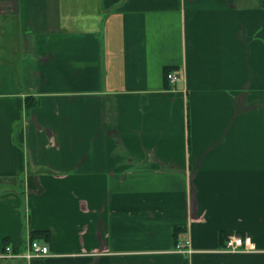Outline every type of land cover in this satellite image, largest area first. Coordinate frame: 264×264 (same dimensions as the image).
<instances>
[{
	"label": "crops",
	"instance_id": "obj_1",
	"mask_svg": "<svg viewBox=\"0 0 264 264\" xmlns=\"http://www.w3.org/2000/svg\"><path fill=\"white\" fill-rule=\"evenodd\" d=\"M0 99V264H264V0H0Z\"/></svg>",
	"mask_w": 264,
	"mask_h": 264
},
{
	"label": "built area",
	"instance_id": "obj_2",
	"mask_svg": "<svg viewBox=\"0 0 264 264\" xmlns=\"http://www.w3.org/2000/svg\"><path fill=\"white\" fill-rule=\"evenodd\" d=\"M167 79L177 84L183 81V77L177 72H171L168 74ZM189 242L179 243L176 247V252L183 254H192V250L189 248ZM256 246L253 243L251 237H243L234 233L227 235L226 245L222 249L226 253H246L255 250ZM50 255V248L48 244H43L40 241H29V248L26 253H15L14 250L7 246L5 253L2 255L3 258H26L28 260L34 258H44Z\"/></svg>",
	"mask_w": 264,
	"mask_h": 264
},
{
	"label": "trees",
	"instance_id": "obj_3",
	"mask_svg": "<svg viewBox=\"0 0 264 264\" xmlns=\"http://www.w3.org/2000/svg\"><path fill=\"white\" fill-rule=\"evenodd\" d=\"M177 69H178L177 67H165L164 68L165 79H166V76H168L169 73H171L173 71H177ZM26 101H29L27 103L26 109H27V111H30L34 107L33 102H30V101H33V98L32 97H27ZM19 185H22V182H19ZM21 193L24 194V192H21ZM184 231H185V229L182 228V227H175L173 236H174V239L176 240V244L178 242L177 241L178 236L181 233H183ZM229 234L230 233L222 232V234H221L222 244H225V237L227 235H229ZM30 240L31 241L38 240V241L43 242V243H50L51 235H50V233L48 231H34L33 233H31ZM4 242H5V246L7 244H9L8 239H5Z\"/></svg>",
	"mask_w": 264,
	"mask_h": 264
},
{
	"label": "rangeland",
	"instance_id": "obj_4",
	"mask_svg": "<svg viewBox=\"0 0 264 264\" xmlns=\"http://www.w3.org/2000/svg\"><path fill=\"white\" fill-rule=\"evenodd\" d=\"M19 61V60H18ZM17 61V62H18ZM7 103H10L11 104V106H12V109L13 110H15L16 108H17V106H18V102L17 101H11V100H9V99H0V104H7ZM28 160H29V155H28ZM30 161V160H29ZM4 253H5V250H4ZM3 253V254H4ZM17 259V258H16ZM23 259V258H22ZM28 260V259H27Z\"/></svg>",
	"mask_w": 264,
	"mask_h": 264
}]
</instances>
